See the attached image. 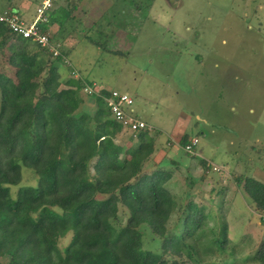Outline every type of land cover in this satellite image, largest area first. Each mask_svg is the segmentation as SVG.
Returning <instances> with one entry per match:
<instances>
[{
  "label": "trees",
  "instance_id": "1",
  "mask_svg": "<svg viewBox=\"0 0 264 264\" xmlns=\"http://www.w3.org/2000/svg\"><path fill=\"white\" fill-rule=\"evenodd\" d=\"M78 1L66 0L58 9L75 10ZM53 6L52 1L40 29L57 47L56 55L50 45L18 36L0 22V56L5 57L0 67V264H205L215 247L228 243L225 215L218 227L208 226L205 206L190 195L183 206L167 186L173 169L144 170L157 149L151 125L131 132L137 142L126 148L115 138L127 128L102 96L89 95L95 108L80 109V91L92 83L80 73L71 75L63 42L67 13L51 32V20L59 17ZM3 11L15 8L8 4ZM62 65L70 67L67 78ZM190 140L184 133L178 143L183 149ZM197 143L195 154L183 151L198 155ZM199 162L204 171L210 169V162ZM22 166L37 176L35 185H19ZM235 180L263 219L264 182L245 175ZM12 186H17L14 194ZM68 234V243L59 248V239ZM152 235L157 249L143 246ZM245 261L264 264V238Z\"/></svg>",
  "mask_w": 264,
  "mask_h": 264
},
{
  "label": "rangeland",
  "instance_id": "2",
  "mask_svg": "<svg viewBox=\"0 0 264 264\" xmlns=\"http://www.w3.org/2000/svg\"><path fill=\"white\" fill-rule=\"evenodd\" d=\"M41 1L0 0V11L10 4L30 19ZM52 1L58 8L64 0ZM78 2L75 10L57 11L67 13L64 30L78 33L77 41L64 42L71 67L92 84L127 92L134 114L154 128L157 149L144 170L173 169L167 186L183 206L188 195L205 206L208 226L218 227L225 215L228 243L215 247L205 264H258L245 260L264 238V218L235 178L264 182V0H155L150 7V0ZM66 67L62 78L69 77ZM80 97L81 110L95 108L83 90ZM183 132L198 139V155L180 147ZM130 136L124 129L115 142L127 148L137 142ZM201 158L221 171H204ZM21 173L19 185L36 184L30 168ZM149 237L143 246L157 249V238ZM69 238H60L59 248Z\"/></svg>",
  "mask_w": 264,
  "mask_h": 264
},
{
  "label": "built area",
  "instance_id": "3",
  "mask_svg": "<svg viewBox=\"0 0 264 264\" xmlns=\"http://www.w3.org/2000/svg\"><path fill=\"white\" fill-rule=\"evenodd\" d=\"M52 7V0H42L36 7L34 16L30 19H25L19 15L16 11H3L0 13V22L7 25L12 32L23 38H30L38 42L41 46H49V38L47 32H42L40 29L41 23L48 20V11ZM53 55L58 53L57 47L54 45L49 46ZM75 77H79L78 73L73 71ZM104 89L97 86L95 83H84L82 90L87 95H100L102 96L106 106L111 112L112 116L120 121L124 128L134 132L140 129L151 128V126L134 114V110L131 107L133 104L132 97L127 92H122L117 89H109L107 95H101L100 91ZM198 142L196 137L191 138L190 143L183 148L190 154H195L193 146ZM212 169L220 171V168L212 165Z\"/></svg>",
  "mask_w": 264,
  "mask_h": 264
},
{
  "label": "crops",
  "instance_id": "4",
  "mask_svg": "<svg viewBox=\"0 0 264 264\" xmlns=\"http://www.w3.org/2000/svg\"><path fill=\"white\" fill-rule=\"evenodd\" d=\"M65 1L66 0H64L63 1V5H64V3H65ZM62 4H60V7H62L63 6ZM54 7V9L57 7V6H53ZM21 10H23L22 11V13H24L26 10H27V7L24 5V4H21ZM25 10V11H24ZM57 11H59V9L57 8ZM59 13H60V11H59ZM55 15H56V13H55ZM59 15V17H57L58 19H55V20H51V22H50V24H49V30H51V32L52 31H56L57 30V28H58V23H60V21L59 20H61V18H60V14H58ZM34 15H31V17L30 18H32ZM63 35H64V39H63V42H66V43H70L71 41H77L76 40V36L78 35V33L77 32H73V31H68V32H66L65 30H63ZM69 71H67V75H70V67H66ZM72 70L73 71H77L74 67H72ZM88 80V79H87ZM93 83H95L94 81H93ZM96 84V83H95ZM102 88H104L103 86H102ZM105 89V88H104ZM106 90H108V89H106ZM137 116L139 117V118H141V116H139L138 114H137ZM142 119V118H141ZM184 134V132L183 133H181V134H179L178 135V137H177V140H179L180 139V137L182 136ZM160 153H162L161 151L159 152V154Z\"/></svg>",
  "mask_w": 264,
  "mask_h": 264
},
{
  "label": "water",
  "instance_id": "5",
  "mask_svg": "<svg viewBox=\"0 0 264 264\" xmlns=\"http://www.w3.org/2000/svg\"><path fill=\"white\" fill-rule=\"evenodd\" d=\"M177 1V0H176Z\"/></svg>",
  "mask_w": 264,
  "mask_h": 264
}]
</instances>
